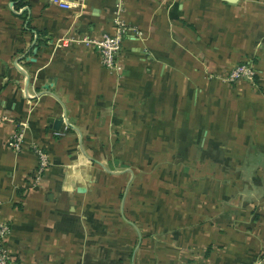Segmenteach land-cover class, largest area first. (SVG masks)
<instances>
[{
    "label": "crops",
    "instance_id": "obj_1",
    "mask_svg": "<svg viewBox=\"0 0 264 264\" xmlns=\"http://www.w3.org/2000/svg\"><path fill=\"white\" fill-rule=\"evenodd\" d=\"M0 0V220L14 264L264 255V0ZM125 35L122 76L70 34ZM252 62L255 83L223 78ZM24 131L23 149L8 141ZM35 146L50 156L31 186Z\"/></svg>",
    "mask_w": 264,
    "mask_h": 264
},
{
    "label": "built area",
    "instance_id": "obj_2",
    "mask_svg": "<svg viewBox=\"0 0 264 264\" xmlns=\"http://www.w3.org/2000/svg\"><path fill=\"white\" fill-rule=\"evenodd\" d=\"M53 3L63 8H77L79 4H75L66 0H51ZM167 3H176L177 0H164ZM125 5L118 2L116 9L113 11L114 31L112 33H104L100 36H90L88 34H70L62 36L55 41L57 48H70L74 44H82L87 47L95 48L98 53L99 61L103 67L114 72L119 77L122 76L125 65L121 59L123 42L125 35L128 33L134 36L143 37V31L137 26L131 24L124 16ZM258 71L252 62H243L235 65L223 80L228 83H239L248 80L252 83L256 82ZM24 131L18 130L12 134L8 141L11 149L16 153L23 149ZM37 154V163L31 174V186L38 187L42 184L48 168L51 165L49 154L41 147L35 146ZM1 204V201H0ZM12 234V226L9 222L0 220V264H14L9 250L8 242ZM251 264H264V255L258 257Z\"/></svg>",
    "mask_w": 264,
    "mask_h": 264
}]
</instances>
